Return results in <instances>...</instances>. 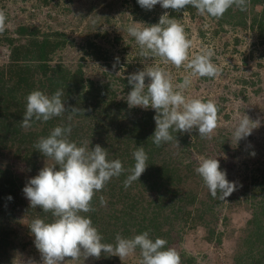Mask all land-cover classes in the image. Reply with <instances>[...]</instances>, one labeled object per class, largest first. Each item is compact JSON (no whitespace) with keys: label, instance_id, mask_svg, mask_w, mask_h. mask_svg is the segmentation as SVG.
<instances>
[{"label":"trees","instance_id":"16d2710c","mask_svg":"<svg viewBox=\"0 0 264 264\" xmlns=\"http://www.w3.org/2000/svg\"><path fill=\"white\" fill-rule=\"evenodd\" d=\"M124 4L135 20L150 26L158 22L152 10L141 8L137 0H124ZM184 13L198 14L191 6L168 12L169 18L176 21ZM209 19L217 27L215 34L220 35L226 27L234 31L254 30L264 45V0H249L247 11L230 8L222 19ZM7 32L4 31L10 61L0 66V264H15L14 259L27 248L28 244L20 238L24 218L30 223L36 218L45 222L53 219L51 213H44L39 207L31 208L23 188L43 167L54 164L34 144L40 137H47L55 126L68 124L72 126L71 141L89 149L99 144L107 150L109 160L119 159L125 169L134 165L132 154L138 147H143L148 155V166L139 180L125 188L127 171L112 178L94 196L95 211L82 213L91 218L103 236V243L115 244L117 233L131 238L150 230V238L165 239L166 247L175 249L173 245L182 240L184 232L198 226L206 229L208 241L213 240L227 197L221 200L211 196L195 171L198 163L186 155L191 150L204 155L209 139H202L197 130L173 132L178 144L173 140L157 147L151 139L156 127L155 110L129 108L126 97L131 85L127 77L107 71L101 79H95L87 76L83 66L73 70L61 62L55 63L59 50L73 44L63 32H43L27 25L16 29V37H10ZM101 37L111 43L106 35L97 33L81 47L92 60L111 67L112 54L108 45L99 40ZM115 41L120 44L122 39ZM126 67L130 70L132 65ZM58 89L64 90L62 98L66 107L82 108L84 114L74 116L71 121L65 114L23 129L26 97L33 90L51 95ZM218 109L220 114L222 110ZM228 147L222 142L220 151L226 152ZM220 169L224 171V166L220 165ZM101 196L107 201L106 206H101ZM252 199V217L230 264H264V175ZM175 250L180 254L181 264H198L196 257L185 250ZM136 252L139 255V249ZM99 260L103 264H116L118 256L102 253Z\"/></svg>","mask_w":264,"mask_h":264},{"label":"clouds","instance_id":"9594fccd","mask_svg":"<svg viewBox=\"0 0 264 264\" xmlns=\"http://www.w3.org/2000/svg\"><path fill=\"white\" fill-rule=\"evenodd\" d=\"M137 3L145 10H152L159 4L163 9L177 12L191 6L199 15L219 20L230 8L247 11L249 0H137ZM6 21V13L0 10V34L7 27ZM127 32L134 37L141 57H159L165 64L190 70L183 82L175 85L170 74L159 66L145 67L127 77L131 85L126 97L129 108L155 110L153 144L160 147L176 140L173 132L191 133L193 130H197L202 139H210L218 127L217 104L211 100L204 102L188 98L184 92L191 86L193 77L215 78L219 75L220 69L212 62L215 53L204 49L190 59L192 41L188 39L184 27L174 18H169L167 12L160 17L158 24L143 28L129 26ZM116 63H119L118 57ZM116 63L113 64L114 69ZM146 78L149 80L147 84ZM63 96V89L51 95L33 90L26 97L21 127L30 129L35 122H48L65 114L71 121L74 116L84 114L82 108L66 107ZM258 125L259 121H252L244 115L232 129V143L238 144ZM71 132V124L55 126L47 137L38 139L34 148L54 164L43 167L23 188L31 208L39 207L53 217L51 222L36 218L30 225L42 264H73L89 257L99 259L102 253L118 256L123 261L134 255L137 249L139 264H181L180 254L174 248L166 247L165 239L150 238V230L131 238L117 233L115 244L102 242L103 236L91 218L82 213L95 211L92 205L94 196L105 189L112 178H118L127 171L129 175L124 181L125 188L139 180L148 166V155L143 147H138L132 154L134 165L125 169L119 159L109 160L107 150L99 144L92 149L78 146L69 139ZM195 171L213 198L225 200L235 190V182L227 179L226 171L220 169L216 158H201ZM100 203L101 206L107 204L103 196Z\"/></svg>","mask_w":264,"mask_h":264},{"label":"rangeland","instance_id":"374dc122","mask_svg":"<svg viewBox=\"0 0 264 264\" xmlns=\"http://www.w3.org/2000/svg\"><path fill=\"white\" fill-rule=\"evenodd\" d=\"M0 10L6 13L5 31H8L10 37H16L15 31L20 25L36 27L43 32L65 33L73 44L69 43L59 50L55 63L61 62L73 70L83 66L91 78L101 79L107 71L116 76L128 77L145 67L159 66L170 74L175 85L182 83L190 72L184 67L177 69L171 64H165L159 57L145 59L139 55V46L134 37L128 34L127 28L150 25L135 20L124 0H0ZM152 12L158 20L154 24H158L160 17L168 13L169 9H163L157 4ZM177 22L184 27L188 39L192 41L189 58L204 49H211L215 53L212 62L220 69L215 78L193 77L191 86L184 92L188 98L214 101L222 110L218 114V127L209 139L207 151L202 155L191 150L192 153L186 154L187 158L197 163L201 158L218 159L219 164L224 166L227 179L235 182L236 186L221 209L213 240L208 241L206 229L198 226L184 232L182 240L173 247L196 257L198 264H230L231 256L252 217L254 190L264 175V45L254 30L234 31L226 27L220 35L215 34L217 27L208 16L184 13ZM97 33L111 40L108 43L105 37L99 39L109 47L112 54L111 67L102 61L95 62L81 47ZM117 38L122 39L120 44L116 43ZM117 57L119 63H116ZM9 61L10 48L3 32L0 34V66ZM128 64L132 65L130 70L126 67ZM148 82L146 78L145 83ZM244 115L252 121H259V125L238 144L234 141L232 143V129ZM222 142L229 145L226 152L220 151ZM30 225L27 218L22 220L20 238L28 246L14 259L15 264H42ZM139 261L140 256L136 252L123 261L118 257L116 264H139ZM73 264L103 263L89 257Z\"/></svg>","mask_w":264,"mask_h":264}]
</instances>
